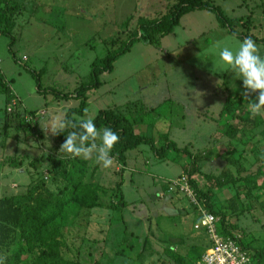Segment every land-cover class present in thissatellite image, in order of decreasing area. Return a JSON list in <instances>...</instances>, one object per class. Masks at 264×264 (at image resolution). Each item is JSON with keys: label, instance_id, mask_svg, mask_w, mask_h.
I'll list each match as a JSON object with an SVG mask.
<instances>
[{"label": "rangeland", "instance_id": "rangeland-1", "mask_svg": "<svg viewBox=\"0 0 264 264\" xmlns=\"http://www.w3.org/2000/svg\"><path fill=\"white\" fill-rule=\"evenodd\" d=\"M11 1L20 10L9 35L0 34V74L10 93L6 97L0 89V198L18 195L24 204L30 202L32 186H38L32 194L46 196L56 194L63 184L58 177L52 181L48 164L54 160L58 174L57 161L70 155L59 151L66 136L53 134L52 129L68 109L78 106L73 95L89 81L90 65L123 49L129 37L138 38L139 19L165 16L175 0ZM205 1L219 9L226 25L206 8L186 13L158 41L134 40L112 63V71L99 75L101 85L86 92L84 118L131 103L132 111L142 112L136 132L153 143L128 151L122 172L115 160L109 168L97 164L95 152L88 159L79 157L87 162L86 180H94L105 192L99 208L68 205L64 209L58 222L66 259L79 264H174L164 255L165 248L173 247L178 254L192 245L197 251L206 248L201 246L207 243L206 236L193 229L196 210L184 195L168 194L163 185L183 174L190 156L202 157L197 166L206 174L215 175L223 168L236 171V165L221 156L230 119L223 109L226 104L237 109L244 98L243 82L218 53L223 47L235 51L248 35L256 39L264 57V0ZM29 117L35 133L19 126ZM163 134L180 151L166 149L160 159L156 151L160 153L164 145ZM231 142L230 159L238 160L247 174L253 173L255 167L250 166L255 159L249 153L240 159L242 144ZM31 160L46 162L34 169ZM120 178L126 204L115 206ZM253 180L264 184V174ZM231 189L219 193L214 210L232 196L235 188ZM250 200L243 202L245 211L228 217L235 224L234 235L252 257L253 250L264 253V209ZM260 201L264 202V191Z\"/></svg>", "mask_w": 264, "mask_h": 264}, {"label": "trees", "instance_id": "trees-1", "mask_svg": "<svg viewBox=\"0 0 264 264\" xmlns=\"http://www.w3.org/2000/svg\"><path fill=\"white\" fill-rule=\"evenodd\" d=\"M208 4L205 0H175V3L171 5L165 16L153 20L139 19L138 38L137 35L129 37L123 49L113 51L105 58L95 60L90 65L89 81L80 84L73 95L79 101L78 106L68 109L63 120L75 121L84 116L88 100L86 92L96 89L101 85L98 78L99 75L104 72L110 73L112 71V63L119 55L127 52L128 47L134 40H143L145 43L150 44L158 41L173 31V28L178 24L182 15L195 9L206 8L217 13L218 20L223 25H226L227 23L223 20L219 9L213 6L209 7ZM19 10V4L11 0L1 1L0 34L9 35V31L14 26V19L19 13ZM228 28L229 33L234 35V31L230 25H228ZM244 37L249 36L246 35ZM238 38L241 39L243 37L238 36ZM252 39L256 42V39ZM37 83H39L38 79ZM37 87L39 91V84ZM0 89L6 97L10 95L4 86V78L1 74ZM61 97L67 98L66 96ZM255 97L256 95L251 99L255 100ZM237 103V109L232 108L228 104L223 109L225 115H228L230 119L227 121L224 133L227 142L224 144V149L221 153V156H225V161L228 164L236 165V171L232 172L229 169L223 168L221 172L215 175L200 172L197 166V160L198 158L202 159L201 156H190L191 162L183 167V174L188 177L190 186L193 188L199 201L207 212L218 218V233L224 237L233 238H237L234 235L236 233V227L235 224L231 223L230 217L237 212L245 211L244 201L247 202V199L249 200L250 198L251 200L249 202L251 204L255 202L259 205V208L263 207L264 209V205H262L264 202L260 201V196L262 191H264V184H258L253 180V177L256 179L264 174L262 171L264 168V109L259 114L253 116L248 110L247 101L244 98H240ZM131 105V103L126 104L120 110L109 109L100 111L93 118L98 130L107 126L119 134L120 140L112 149L111 155L119 165L120 172L126 166V153L128 151L134 150L141 145H149L152 147L153 143L152 139L136 132V126L141 123L140 114L142 112L132 111ZM134 113H138V117L132 115ZM18 114L19 112H17L16 116ZM19 126L24 130H29L33 133L36 132L34 131V121L27 122L26 119L20 120ZM260 127L262 128L260 129ZM71 131H80V129L66 128L62 132V137L67 136ZM233 139L239 141L238 143L243 146L242 153L239 155L240 159H246L244 157L247 153L255 159L253 161L254 163H251L250 166L255 167L253 173L247 174L246 169L239 164L238 160L230 159L234 151L231 146ZM255 139L257 140L254 142L253 140ZM162 140L164 145L160 148L161 152L156 151V155L160 159L163 158L162 153L166 149L173 148L174 150L180 151L175 147L173 142L169 141L167 134L162 135ZM245 147L249 148V152L245 151ZM45 162V160H31L30 165L36 169L39 164L43 165ZM49 162H51V165L48 164L49 171L53 173L50 178L54 181L58 177L63 183L58 188L56 194L53 195L52 192L47 193L46 196L40 193L32 194L36 190V187H38L36 184V186H32L28 190L29 203H19L18 195L3 196L0 198V264H79L66 259L63 254L61 226L58 221L61 219L62 213L68 205L87 210L101 207L100 197L105 190L94 180H86V160H81L79 157L73 158L71 155L67 156L63 161L58 160L57 167H61L58 169L60 170L58 174H55V161L49 160ZM39 182L41 185L43 181L39 179ZM122 184V178H120L115 188V194L119 196V201L114 203L115 206H124L126 204L121 192ZM232 187L235 188L232 196L228 197L224 204L219 205L217 211L214 210L213 204L216 197L220 196L224 190L232 192ZM167 188V184H164L163 189L166 193ZM229 215L230 217H228ZM203 245L206 247L207 243L201 246ZM240 246L242 247V245ZM197 250L198 247L192 245L185 254H178L171 247L164 249V255L174 264H194L200 258L204 248L201 251ZM253 251L252 259L255 263H263L264 253L261 250Z\"/></svg>", "mask_w": 264, "mask_h": 264}, {"label": "clouds", "instance_id": "clouds-1", "mask_svg": "<svg viewBox=\"0 0 264 264\" xmlns=\"http://www.w3.org/2000/svg\"><path fill=\"white\" fill-rule=\"evenodd\" d=\"M220 61L236 73L243 82L244 91L241 95L247 101V108L253 116L264 109V57L259 54L255 41L249 36L239 42L238 48L233 51L228 47L219 50ZM255 93V100L250 97ZM42 129L44 126L41 125ZM66 128L80 129L71 131L60 145V152H65L73 158L88 159L93 152L96 153L95 161L104 168H109L114 162L111 155L112 149L119 142L120 136L110 127L98 130L93 119L80 117L73 120L65 119L58 122L52 131L60 134ZM99 138L100 143L96 140Z\"/></svg>", "mask_w": 264, "mask_h": 264}, {"label": "built area", "instance_id": "built-area-1", "mask_svg": "<svg viewBox=\"0 0 264 264\" xmlns=\"http://www.w3.org/2000/svg\"><path fill=\"white\" fill-rule=\"evenodd\" d=\"M7 111L11 112L12 109L8 108ZM26 121L31 122L32 118L29 117ZM167 187V193L178 192L188 199L198 214L193 229L204 233L207 238V246L194 264H256L249 253L240 246L237 238L224 237L218 233V218L206 211L185 174L169 181Z\"/></svg>", "mask_w": 264, "mask_h": 264}, {"label": "crops", "instance_id": "crops-1", "mask_svg": "<svg viewBox=\"0 0 264 264\" xmlns=\"http://www.w3.org/2000/svg\"><path fill=\"white\" fill-rule=\"evenodd\" d=\"M201 234H199V235H201L200 237H202V236H204L205 237V235H204V233H202V232H200Z\"/></svg>", "mask_w": 264, "mask_h": 264}]
</instances>
